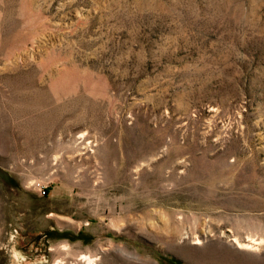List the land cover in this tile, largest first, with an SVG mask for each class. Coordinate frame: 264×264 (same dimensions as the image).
<instances>
[{"label":"rangeland","instance_id":"rangeland-1","mask_svg":"<svg viewBox=\"0 0 264 264\" xmlns=\"http://www.w3.org/2000/svg\"><path fill=\"white\" fill-rule=\"evenodd\" d=\"M0 264H264V0H0Z\"/></svg>","mask_w":264,"mask_h":264},{"label":"bare ground","instance_id":"bare-ground-1","mask_svg":"<svg viewBox=\"0 0 264 264\" xmlns=\"http://www.w3.org/2000/svg\"><path fill=\"white\" fill-rule=\"evenodd\" d=\"M89 260H90V261H92V259H91V258H90Z\"/></svg>","mask_w":264,"mask_h":264}]
</instances>
